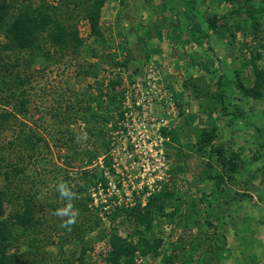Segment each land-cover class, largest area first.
Segmentation results:
<instances>
[{"label":"rangeland","instance_id":"obj_1","mask_svg":"<svg viewBox=\"0 0 264 264\" xmlns=\"http://www.w3.org/2000/svg\"><path fill=\"white\" fill-rule=\"evenodd\" d=\"M43 1L53 7L59 2ZM183 1L193 6L198 18H207L216 12L219 24L225 22V18L230 24L235 22L236 16H227L228 5L225 3L217 0H205L204 4L203 0ZM181 10L182 3L178 0L107 1L100 19L102 38L92 37L88 22L81 20L78 32L83 46L76 57L52 53L46 63L36 59L26 72L28 83L23 88L29 100V114L26 118L20 116L19 121L40 132L51 147L52 127H56L54 114L58 113L62 118L79 107L83 93L97 88L106 90L108 80L121 76L123 120L115 129H111L110 124L106 127V130L111 129L107 157L113 173L106 174L105 193L100 189L92 190V207L103 216L104 212L111 214L116 207L144 204L152 193L166 184L178 189L180 204L167 206L168 213H173L170 221L156 217L153 230L162 239L159 256L142 258L138 260L140 264H160V256L170 252L173 246L178 248L175 252L184 251L186 256L189 255L192 264H264V99L255 101L243 97L237 89L239 83L244 87L252 86L251 65L243 63L250 58L254 39L248 31H237L231 26V33L236 34L234 43H228L229 33L211 34L208 48L185 43L188 40L185 24H182L183 33L178 39L168 29L170 21L183 22ZM262 24L255 38L259 43H264V20ZM136 45L139 46L137 49ZM245 45L247 49H244ZM127 49L131 50L132 59L119 70L114 62L122 60ZM89 64H94L97 69L96 80L91 76L85 78L80 72L81 67ZM257 64L264 67V53ZM188 77L196 80L199 94L182 88V82ZM219 79L221 90L225 92L223 102L228 104L227 111L237 108L244 114L242 119H232L229 114L223 116L219 111L210 116L217 126V138L213 144H223L226 157L231 151L238 155L234 159L237 173L233 180H226L220 188H215L213 182L198 181L197 176L207 157L202 161L191 147L200 127L210 124L203 109L206 111L210 104L214 107L216 104L217 108L221 106L216 101ZM174 93H180L177 100ZM81 124L75 121L69 129L77 135L80 149L91 150L97 139L84 131L86 126ZM87 126L91 129L97 125L93 122ZM161 127H167L172 135L163 139ZM4 135L9 137L11 133ZM50 153L44 154L46 163H32V168H28L35 174L31 184L38 186L39 196L43 199L64 183L58 172L61 160L57 149L51 148ZM210 162L214 164L215 159ZM90 167L106 172L109 169L103 163L102 155L92 160ZM69 176L75 177V172L70 171ZM218 191L220 196H217ZM199 198H203V204L199 203ZM225 202L228 204L224 205ZM192 204L197 210L194 214L189 213ZM205 210L212 215L206 214ZM198 214L203 218L201 231L194 223ZM101 222V230L113 224L104 217ZM206 222H214V231ZM114 226L122 236L130 230L129 224L121 218L114 222ZM212 231L215 238L211 243L213 250L209 251L207 236ZM180 236L182 238H178ZM184 244L187 252L180 250ZM95 246L93 252L86 254L88 264L100 262L98 254L103 245L97 243ZM191 246L195 250H189ZM69 248L65 247L71 250ZM48 249L55 250V246Z\"/></svg>","mask_w":264,"mask_h":264},{"label":"trees","instance_id":"obj_2","mask_svg":"<svg viewBox=\"0 0 264 264\" xmlns=\"http://www.w3.org/2000/svg\"><path fill=\"white\" fill-rule=\"evenodd\" d=\"M107 1L110 0H59L53 7L43 0H0V264H88L86 254L93 252L97 243L103 245L98 254L101 259L100 262L92 264H140L138 260L142 258L159 256L162 239L153 230V226L156 217L166 221L170 219L173 213L166 210L168 205L179 206L181 198L178 189L165 184L152 193L144 204L135 203L129 208L116 207L111 214L104 212L103 216H99L97 209L92 207V190L100 189L105 193L108 184L106 171L90 167L92 160L102 155L103 163L109 168L107 172L113 173L107 153L110 150L109 131L115 129L116 124L123 120L121 103L124 99V87L121 76L108 80L106 90L97 88L83 93L84 96L79 98V107L62 118L58 113L54 114L56 127H52L51 147L40 132L19 121L20 116L26 118L29 114V100L23 88L28 83L26 72L36 63V59L45 60L46 63L52 53L76 57L83 46L78 32L81 20L88 22L92 37L102 38L100 19ZM178 1L182 3L183 22L170 21L168 29L177 38L183 33L182 24H185L188 33L185 43L208 48L210 35L221 33H229L228 43H234L236 34L231 33V26L237 31H248L252 35L254 46L249 60L243 63L245 66L251 65L252 86L244 87L239 83L237 89L243 97L255 101L264 99V67L257 64L264 53V43L255 41L263 26L264 0H217L228 5L227 16H236L235 22L231 24L225 17L222 18L226 21L219 24V15L216 12L207 18H198L189 2ZM204 2L205 0L203 4ZM178 32L181 33L177 34ZM138 47L136 45V49ZM247 48L245 45L244 49ZM131 59V50L127 49L123 59L114 62V65L121 70ZM80 72L85 78L91 76L97 79L94 64L81 67ZM216 85V101L221 106L217 108L216 104L215 107L210 104L206 111L203 109L204 115L210 120L211 114L219 111L223 116L229 114L232 119H242L244 112L241 109L227 111L228 104L223 102L225 92L221 90L220 79ZM117 87L122 88L117 90ZM182 88L191 89L196 95L200 91L192 77L182 82ZM173 97L177 100L180 93H174ZM75 121L85 125L84 131L96 137V144L91 150L78 147L77 135L69 129V125ZM93 122L97 126L89 129L87 125ZM209 123L207 127H200L191 150L202 161L207 157L204 168L197 176L198 181H210L215 188H220L224 181L233 180V175L237 173L234 159L238 155L231 151L229 157H226L227 150L223 144H213L217 138V126L211 120ZM108 124L110 130H106ZM159 130L163 139L169 134L172 135L167 127ZM7 132L11 136L6 137L4 134ZM51 148L57 149L58 159L61 160V169L58 172L73 193L70 200L62 198L58 191L49 192L43 199L39 196L38 186L31 184L32 178L35 179L34 171L29 170L32 163H46L44 154H51ZM213 158L214 164L210 162ZM53 171L52 169L51 173ZM70 171L75 172V177L69 176ZM220 195V192L217 193V196ZM199 203L203 204V198H199ZM69 204L71 210L76 212L71 224L66 223L67 216L56 214ZM209 205L212 206L210 203ZM194 206L192 204L189 208V213L197 212ZM207 208L209 210L211 207ZM205 212L212 215L210 211ZM102 217L113 223L106 230L100 229ZM120 218L129 224L130 230L125 236L120 235L114 226V222ZM194 223L200 230L203 227L202 215L198 214ZM206 225L213 231L216 228L214 222H206ZM213 231L207 236L209 251L213 250ZM49 246H55V250H47ZM66 246L71 250H66ZM185 248L184 244L180 250L186 251ZM175 249H178L177 246H173L170 252L163 253L160 264H192L189 255L186 256L184 251L175 252ZM189 250L195 249L191 246Z\"/></svg>","mask_w":264,"mask_h":264},{"label":"clouds","instance_id":"obj_3","mask_svg":"<svg viewBox=\"0 0 264 264\" xmlns=\"http://www.w3.org/2000/svg\"><path fill=\"white\" fill-rule=\"evenodd\" d=\"M57 191L59 192L62 198H67L70 200L73 196V193L70 191V189L67 187L65 183H60L58 185ZM56 214L61 216H67L68 217V220L66 221L67 224L73 223L74 218L76 216V212L71 210V204H69L65 208L58 210Z\"/></svg>","mask_w":264,"mask_h":264},{"label":"built area","instance_id":"obj_4","mask_svg":"<svg viewBox=\"0 0 264 264\" xmlns=\"http://www.w3.org/2000/svg\"><path fill=\"white\" fill-rule=\"evenodd\" d=\"M50 1H52V2H54V1H56V0H50ZM108 172H106V174H107ZM108 185V184H107ZM107 190V189H106ZM93 195V194H92Z\"/></svg>","mask_w":264,"mask_h":264}]
</instances>
